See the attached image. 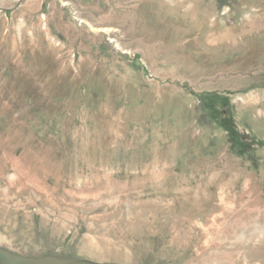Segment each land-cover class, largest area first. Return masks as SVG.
<instances>
[{
  "label": "rangeland",
  "instance_id": "obj_1",
  "mask_svg": "<svg viewBox=\"0 0 264 264\" xmlns=\"http://www.w3.org/2000/svg\"><path fill=\"white\" fill-rule=\"evenodd\" d=\"M261 211L264 0H0V247L264 264Z\"/></svg>",
  "mask_w": 264,
  "mask_h": 264
},
{
  "label": "water",
  "instance_id": "obj_2",
  "mask_svg": "<svg viewBox=\"0 0 264 264\" xmlns=\"http://www.w3.org/2000/svg\"><path fill=\"white\" fill-rule=\"evenodd\" d=\"M0 264H105L84 259L61 258L54 255L43 257L24 256L0 247Z\"/></svg>",
  "mask_w": 264,
  "mask_h": 264
},
{
  "label": "bare ground",
  "instance_id": "obj_3",
  "mask_svg": "<svg viewBox=\"0 0 264 264\" xmlns=\"http://www.w3.org/2000/svg\"><path fill=\"white\" fill-rule=\"evenodd\" d=\"M14 1L21 2L22 0H14ZM259 215H260V218L262 220H264V211H261ZM239 224L242 225L241 223H239ZM261 230H263V229H261ZM262 240H264V239H262ZM246 245L247 244L244 243V246H246ZM244 253H245V256L247 258H250L252 260H263L264 261V241L261 243V245L259 247L249 248V249H247V251L245 250Z\"/></svg>",
  "mask_w": 264,
  "mask_h": 264
}]
</instances>
